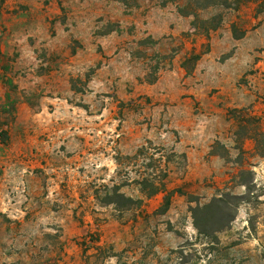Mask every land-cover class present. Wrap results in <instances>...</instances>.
<instances>
[{
    "label": "rangeland",
    "instance_id": "rangeland-1",
    "mask_svg": "<svg viewBox=\"0 0 264 264\" xmlns=\"http://www.w3.org/2000/svg\"><path fill=\"white\" fill-rule=\"evenodd\" d=\"M189 1L0 0V264H264V0Z\"/></svg>",
    "mask_w": 264,
    "mask_h": 264
},
{
    "label": "trees",
    "instance_id": "trees-1",
    "mask_svg": "<svg viewBox=\"0 0 264 264\" xmlns=\"http://www.w3.org/2000/svg\"><path fill=\"white\" fill-rule=\"evenodd\" d=\"M229 0H205L204 3H199V0L189 1L185 5H180L178 8V12L182 16L191 15L194 18L193 27L194 29H199L202 33L208 34L210 31H215L218 29L222 23V17L220 14L212 15L207 19H199V15L196 9H207L208 7H229ZM232 34L235 38H240L242 33L239 34L236 31L235 26L231 27ZM261 137H264V131L259 132L254 137V141L256 143V149H262L260 147ZM260 147V148H259ZM143 191L146 193V197L154 196L155 194L161 192L164 193L162 204L159 207V210L162 213H165L171 203V197L175 191H167L163 183H151V184H142ZM107 203H113L118 206H126L127 204L133 203L131 198L125 197L123 194L115 192L113 197H109ZM214 202H219L224 204V201L221 198H215ZM210 204H205L202 206L197 205L195 208H192V220L193 226L196 229L198 235H201L209 241H211L212 245L218 244V240L216 237V233L220 232L223 227H226L228 220L226 221V217L228 219V213L220 212L219 217L216 218V222L211 221V215L209 212ZM230 217V216H229ZM217 226H215L216 224ZM183 247L181 246L179 250L180 258L182 257ZM215 249V248H212ZM197 261L194 264H198Z\"/></svg>",
    "mask_w": 264,
    "mask_h": 264
}]
</instances>
